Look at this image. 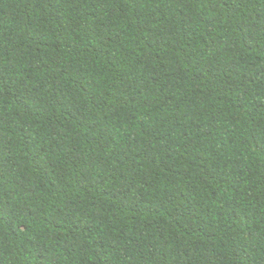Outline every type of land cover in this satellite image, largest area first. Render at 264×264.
I'll use <instances>...</instances> for the list:
<instances>
[{"label":"trees","instance_id":"1","mask_svg":"<svg viewBox=\"0 0 264 264\" xmlns=\"http://www.w3.org/2000/svg\"><path fill=\"white\" fill-rule=\"evenodd\" d=\"M0 264H264V0H0Z\"/></svg>","mask_w":264,"mask_h":264}]
</instances>
